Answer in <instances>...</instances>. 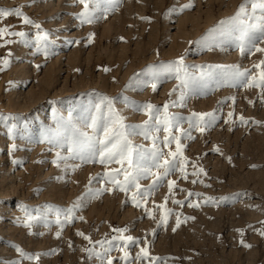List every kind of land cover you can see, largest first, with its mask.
I'll use <instances>...</instances> for the list:
<instances>
[{
	"label": "rangeland",
	"instance_id": "obj_1",
	"mask_svg": "<svg viewBox=\"0 0 264 264\" xmlns=\"http://www.w3.org/2000/svg\"><path fill=\"white\" fill-rule=\"evenodd\" d=\"M243 2L119 0L107 11L102 5L92 23H82L78 14L83 5L78 0H0V8L19 7L41 26L37 30L15 16L0 19V27L27 34L26 42L6 37L14 42L0 46V116L10 117L0 121V264H100L88 257L85 249L92 245L77 233L98 241L118 235L114 228H126L124 235L139 239L130 247L132 257L144 247L150 256L163 258L156 264H264V94L260 88L218 87L210 80L187 93L183 107L169 108L185 118L194 112H215L218 119L203 133L193 130L194 139L182 140L188 178L172 175L170 179L177 181L172 194L165 181L141 207L132 203L130 193L99 182L102 173L119 165L70 159L57 166L56 153L66 156L67 150L48 142L66 128L91 133L86 126L90 111L102 96L112 98L126 124H142L148 116L129 105L150 102L162 108L176 100L179 90L169 93L180 82L174 70L165 66L181 57L187 71L196 75L202 66H212L214 76L232 65L252 69L264 60V53L242 56L231 43L212 47L202 43ZM189 3L192 7L180 10ZM173 8L176 11L169 12ZM37 31L48 33L47 56L34 46ZM4 59L10 60V66H3ZM252 70L258 76V70ZM155 73L163 75L153 91ZM241 116L247 123L240 122ZM182 126L188 128L186 122ZM132 140L151 145L141 135ZM200 168L203 173L191 175ZM92 177L97 179L90 183ZM150 183V179L141 181L145 187ZM101 188L112 190L97 193ZM188 192L201 195L188 197ZM173 199L185 204H174ZM189 202L198 206H188ZM74 204L80 205L77 219L61 228L55 210ZM29 216L37 219L29 221ZM17 247L39 259L21 256ZM122 255L119 250L111 252L114 264H124Z\"/></svg>",
	"mask_w": 264,
	"mask_h": 264
},
{
	"label": "snow or ice",
	"instance_id": "obj_2",
	"mask_svg": "<svg viewBox=\"0 0 264 264\" xmlns=\"http://www.w3.org/2000/svg\"><path fill=\"white\" fill-rule=\"evenodd\" d=\"M83 5V10L78 14V18L82 23H92L98 18L95 14L101 10L102 5H106L105 11L119 2V0H78ZM250 6V8H249ZM192 5L185 4L180 10L190 8ZM176 11L175 8L169 12ZM15 16L21 19L25 25H33L37 30L40 29L39 24H35L28 16H26L19 7L13 9L0 8V19ZM27 34L23 31H13L10 26L0 27V41L5 46L13 43V40L6 37H20L26 42ZM91 39V37L89 38ZM211 41V43H210ZM48 42V33L37 31L34 46L37 52L44 51L47 56L48 51L45 45ZM208 47L216 46L218 43H231L244 55H254L255 53H264V0H244L239 6L238 11L233 17L220 22L218 29H213L209 34V38L202 41ZM11 56V53H9ZM4 67L10 66V60L2 61ZM37 67H40L37 65ZM168 71L175 72V77L179 80L177 88H174L169 93L171 96L179 90V96L176 100H171L165 103L162 108L152 103L137 105L135 103L129 106L134 110L142 112L148 116L142 124L128 125L125 118L121 116L114 107L112 98L102 96L98 103L92 106L89 119L90 123L86 126L91 128V133L83 131L77 127L71 129L66 128L64 132H59L53 138L49 139V143L55 144L57 147L66 148L68 155H62L61 152L56 153V163L59 166L60 161L67 162L70 159H80L81 162L100 163L104 166L117 164V168H108L99 177V182L110 183L116 189L126 194L130 193V199L136 207H141L146 203L153 191L163 186L165 181L168 185L169 194H172L174 187L177 186V181L170 179L172 175L180 174V178L187 179L189 173L186 168L189 160L183 155L184 145L183 139H194L193 130L203 133L208 128L214 126L218 117L215 112L208 113H192L189 117H181L177 114L168 111L171 107H183L185 104L186 95L189 92L198 90L202 84L208 81H214L217 86H242V87H258L264 94V60L254 64L252 69L258 70V76L253 74L250 68H241L239 65L228 66L223 69L220 74L213 75L212 66H202L199 75L189 73L183 65V58L171 62L165 66ZM3 68H0L2 71ZM108 71V69H105ZM163 73H155L152 76L151 88L156 91L158 84L161 82ZM147 86V85H145ZM234 100V98H232ZM233 116L232 112L228 113V117ZM10 119V117L0 116V121ZM188 124V128H183V123ZM226 123L228 121H225ZM241 123H247L243 116L240 117ZM163 132L161 137L159 133ZM141 135L146 141H151L150 146L133 143L132 137ZM175 144V150H171V145ZM15 149V145L12 146ZM167 149V151H165ZM215 151L219 152L216 148ZM73 168L76 166H72ZM193 167L195 165L193 164ZM204 169L200 168L198 172H193L191 175L198 176L203 173ZM122 177V179H121ZM97 177L90 178L96 180ZM151 180V183L145 187L141 184L142 180ZM193 180L192 183H197ZM112 189L101 188L96 192L110 191ZM184 191L183 189H180ZM91 192L92 189H89ZM200 196V193L188 192V197ZM168 197H165L167 201ZM187 199V197H186ZM213 198H208L212 200ZM174 204L183 206L185 201L173 199ZM207 202V201H205ZM188 206L193 205L189 202ZM79 204L60 210L56 209V223L63 228L65 224L71 223L77 219L75 211L79 208ZM159 207L163 208L164 205ZM147 211V209H146ZM169 212L171 210H168ZM151 216V212H148ZM62 217V218H61ZM83 220V217H78ZM37 217L29 216L28 220H34ZM161 223L166 222L164 216L161 217ZM177 227L180 225L179 214L176 221ZM27 226H30L27 225ZM118 235L111 238L105 237L102 240L93 241L90 236L83 232H78L77 235L83 236L85 240L92 245L91 248L85 249L88 257L97 259L100 264H114V258L111 252L119 250L123 253L119 257L124 264H135V262L148 261L149 264H156V261L162 260L160 257H152L149 251L142 247L140 252L131 256L130 247L139 244L140 241L131 235H124L127 232L126 228H114L112 230ZM175 231V228L173 229ZM264 234V233H262ZM61 232H57L59 238ZM243 243V241H241ZM98 246V250L97 247ZM249 246L250 245H246ZM21 256L27 259L38 260L39 256L27 255L22 249H16Z\"/></svg>",
	"mask_w": 264,
	"mask_h": 264
},
{
	"label": "bare ground",
	"instance_id": "obj_3",
	"mask_svg": "<svg viewBox=\"0 0 264 264\" xmlns=\"http://www.w3.org/2000/svg\"><path fill=\"white\" fill-rule=\"evenodd\" d=\"M8 92V91H7Z\"/></svg>",
	"mask_w": 264,
	"mask_h": 264
}]
</instances>
